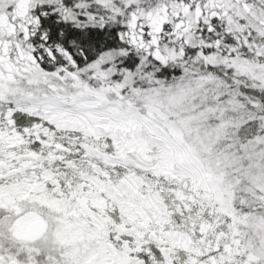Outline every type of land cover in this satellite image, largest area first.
Returning a JSON list of instances; mask_svg holds the SVG:
<instances>
[{
  "label": "snow or ice",
  "instance_id": "snow-or-ice-1",
  "mask_svg": "<svg viewBox=\"0 0 264 264\" xmlns=\"http://www.w3.org/2000/svg\"><path fill=\"white\" fill-rule=\"evenodd\" d=\"M0 264H264V0H0Z\"/></svg>",
  "mask_w": 264,
  "mask_h": 264
}]
</instances>
